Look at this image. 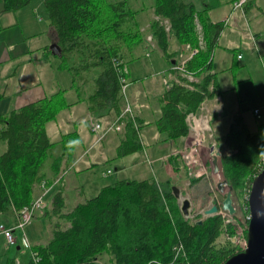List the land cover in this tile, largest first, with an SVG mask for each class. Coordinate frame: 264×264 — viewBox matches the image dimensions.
<instances>
[{
	"label": "trees",
	"instance_id": "16d2710c",
	"mask_svg": "<svg viewBox=\"0 0 264 264\" xmlns=\"http://www.w3.org/2000/svg\"><path fill=\"white\" fill-rule=\"evenodd\" d=\"M43 1L61 48V54L55 55L61 60L59 68L70 72L73 86L79 91L88 79L85 73L97 71L96 89L89 96L90 109L102 115L100 107L108 102L119 115L123 94L119 68L125 64L123 52L143 39L130 0ZM29 2L3 0V9H18ZM153 7L159 16L151 22L153 40L171 61L174 55L168 52L170 36L183 45L198 46L196 18L205 40V47L185 66L199 80L189 82L173 69L180 81L173 79L159 98L158 130L175 138L190 132L188 114L196 112L206 98L216 95L212 51L221 25L211 22L207 8L197 10L192 2L153 0ZM163 19L169 20V30L161 22ZM114 57L123 62L115 66ZM212 83L215 88L210 89ZM61 91L0 113V142L6 145L0 153V213L30 204L37 182L45 181L50 187L64 170L63 165L74 162L80 140L77 130L65 132L60 140L52 141L46 128L49 121L71 104L63 95L64 90ZM137 120L141 129L142 123ZM125 125V137L117 146L119 157L144 148L133 122L128 119ZM217 144L223 175L242 197L261 169L264 125L260 131H250L237 114L222 142ZM169 161L176 172L186 167L179 152L170 155ZM47 167L51 176L44 171ZM59 180V190L53 196L57 210H61L64 202L63 176ZM174 184L170 179L121 178L103 186L97 195L62 214L69 225L55 228L45 244L32 245L31 250L37 251L39 258L34 261L31 256L26 264H102L99 256L103 253L111 264L171 262L174 247L181 245L186 256H181L176 264H223L237 252L229 240H221L234 234V224L226 222L221 213L196 222L186 218L173 193ZM6 264L18 263L15 257H8Z\"/></svg>",
	"mask_w": 264,
	"mask_h": 264
},
{
	"label": "crops",
	"instance_id": "0c3cea01",
	"mask_svg": "<svg viewBox=\"0 0 264 264\" xmlns=\"http://www.w3.org/2000/svg\"><path fill=\"white\" fill-rule=\"evenodd\" d=\"M184 1L192 2L197 10L207 8L211 22L221 25L212 51L211 72L215 75L216 95L203 101V104L208 107V111L205 112H209L210 116L206 119L207 121L202 120L199 117L202 114L200 106L196 112H191L197 114L198 122L202 120L201 123L207 125L205 131L198 130V126H195L196 129L190 126V132L187 135L170 138L167 137L165 132L158 130L156 122L161 116L159 98L168 86L164 79L171 73V67L177 62L184 45L175 37H169L168 52L174 55L172 61L171 58L164 55L154 40L153 50L148 55L144 54L146 50L142 42L147 34H152L151 22L154 19H159L153 7V0H130V7L136 10L134 21L137 23L143 39L133 49L125 48L123 52V59L129 73L126 76L134 85L131 91V104L137 119L142 123L141 142L144 144L142 150L147 156L149 145L153 143L164 144L167 149L169 146H174L171 151H166L163 155L158 154L154 159L163 168V176L165 174L166 176L161 178L155 174L154 177L148 176L146 178L156 179L157 181L170 179L179 188L180 193H182V186L179 185L180 181L186 180L187 174L195 173V177L199 181L202 179L201 176L207 173L208 168L211 169L212 167L215 171L214 158L213 161L205 162L203 167L198 164L190 165V162L186 160L185 149L190 143L191 135L193 134L195 139L201 137L205 145L217 144L221 138L223 140L229 131L234 115L237 112H242L240 110L236 111V109L228 110V104L231 101L227 98V95L232 93H227L225 96L224 89L228 91L236 90L237 92L245 82L247 83L253 78L256 61H262L264 58V0H248L243 7H236L234 5L236 0ZM0 35L2 36V41H0V113L8 112L13 108H20L27 103L61 90H64L63 95L66 97L67 102L71 103L58 114L55 120H51L46 124L48 135L52 141L60 140L63 133L73 130H77L80 136V140L76 145L74 162L69 166L63 165L64 170L61 171V176L65 173L66 178L65 187L63 188L64 202L62 206H64L67 203L65 191L70 188L74 180V174L73 176L69 175L71 169L75 166L77 170H91L100 162L110 161L111 158L116 157L117 146L125 137L126 125L121 131L107 130L109 124H112L118 118L114 108L108 102L100 107L102 115L92 113L89 96L96 89L97 71H92L89 75L84 72L88 79L83 81V91H79L73 86L70 72L67 69L59 68L61 60L55 55L60 54H54L51 47L57 44L56 34L43 0H30L25 6L8 11L3 9V0H0ZM156 50H158V53H156ZM239 55L241 56L239 57ZM142 57H144V62L138 60ZM135 58L136 60L131 62L133 66L130 68V60ZM236 63L241 66L234 74L233 69ZM153 74L161 79V83L154 80ZM172 80L170 79V82ZM213 88L215 87L212 83L210 89ZM123 95L124 92L120 100L121 108H123V104L128 103L124 100ZM218 97H220L219 100H217ZM256 109L259 110V114L255 112ZM253 112L257 117L261 116L259 107H255ZM225 113H227L225 117H222V114ZM231 115L232 118L228 121ZM244 115L242 112L241 116L244 117ZM219 116L221 118L217 119L219 120L218 124L212 127L211 122ZM90 119L91 121H100L103 124L101 129L103 139L98 144H95L96 138L90 130ZM5 148V143L1 141L0 153ZM166 148L161 146L159 150L164 151ZM176 152L182 155L186 164L185 169L181 172H176L169 161V156ZM137 153L138 151L124 157L134 156ZM137 160L138 158L132 160V162H135L134 165L142 163V161L137 162ZM200 169L201 171L197 172ZM219 170H222L220 164ZM44 171L51 176L49 167L45 168ZM67 176L69 177L67 178ZM40 182L34 185V197L44 192ZM102 187H95V195L99 193ZM58 190L59 182L55 181L46 189L45 196L51 192L56 193ZM53 196L50 198L48 207L43 212L38 213L24 231L18 228L15 229L14 233L17 239L15 244L9 245L4 234L0 231V264H6L8 257H15L18 264L28 263L32 256V245L45 244L52 236L56 224H61L63 219L66 220L62 214L70 211L78 204L69 210L66 209V211L58 209L59 213L56 214L58 210L54 206ZM89 198L91 197H86L85 200ZM42 216L48 220V222L44 221V226L40 224ZM1 222L8 227L13 226L16 222L15 210L11 208L0 213ZM64 224L67 227L69 222L65 221ZM45 229L49 233L47 237L43 235ZM23 234H26L30 242L29 247L25 246L22 241Z\"/></svg>",
	"mask_w": 264,
	"mask_h": 264
},
{
	"label": "rangeland",
	"instance_id": "374dc122",
	"mask_svg": "<svg viewBox=\"0 0 264 264\" xmlns=\"http://www.w3.org/2000/svg\"><path fill=\"white\" fill-rule=\"evenodd\" d=\"M0 41H2L1 35H0ZM156 53H158V50H156ZM134 60H136V58L133 60H130V63H129L130 68L133 66L131 62H133ZM138 60H141L142 62L145 61L144 57ZM240 64L242 63L240 62ZM240 64L239 63L235 64V68L233 69L234 74L236 73V70L240 68L241 66ZM254 69H255V72H254L253 78H251L250 81H248L247 83L245 82L244 85H242V87L238 89L237 91L238 93L236 92V90L228 91L227 89H224V94L226 96L227 93H232V94L227 95V98L231 101V103L228 104V110L236 109V111L238 110L242 111L245 114L244 117L242 118L245 124L249 127V130L253 132H257V131H260V129L264 125V58L262 59V61L261 60L256 61ZM153 77L156 82L159 83L161 81V79H159V77H157L156 74H153ZM131 84H132L131 81L127 79V85L124 89V95H123L124 100H126V102L128 103L130 102L129 104H131V100H130L131 91L134 87V85L133 84L131 85ZM82 91H83V88H82ZM126 104H123V108L125 107ZM231 105H232V108H231ZM255 107H259L260 115H261L260 117H257L256 114L253 112ZM242 112H237L236 114L242 115ZM226 114L227 113L222 114V117H225ZM236 114L234 115V117L236 116ZM218 118H221V116L215 118L211 122L212 127L218 124L219 122V120H217ZM231 118H232V115L229 116L228 121ZM89 121H90L89 126L91 127L92 121L91 119ZM92 133L94 135V138H96L97 137L96 132H92ZM194 137L195 136H193L192 134L189 140L190 143L185 149V154H187L186 160L190 162V165L198 164L200 165V167H203V164L205 162L213 161V158L218 154V151H220V148L218 144H214V143L205 145L204 140H202L201 137L198 138L199 139V144H198ZM100 141L96 142L95 140V144L100 143ZM218 141L221 142L222 138L219 139ZM161 146L164 148L167 147V146L165 147L164 144L161 145V144H156V143L149 145L147 156L145 155V152L143 150H139L137 155L129 156V157H124V156L119 157L116 154V157L111 158L110 161H102L99 164L95 165L91 170H85V171L84 169L77 170V167L74 166V168L71 169V173L69 174L70 176H73L74 174V180L72 181V185L70 186V188L65 191V199L67 200V203L64 206H62L61 210L62 211H66V209L69 210L71 207H73L77 203L85 201L86 197H93L95 195L94 189L96 186L97 188H100L103 185L112 183L122 177H127L130 179H142L148 176L154 177L155 174H157V176L164 178L166 174L165 176H163L164 174L162 172L163 168L158 163V161H155L154 159L156 155L158 154L163 155L164 152L171 151L174 146L173 145L169 146L168 149L166 148V150L160 151L159 148ZM194 147L195 149H193ZM223 148L224 147L222 146V149ZM217 156H218L219 164L221 165L220 155H217ZM136 158H138L137 162L142 161V163H138L134 165L135 162H132V160L134 161ZM123 162H125V164H123ZM107 169H111V173H107L106 172ZM201 169L197 170V172L201 171ZM195 176H196L195 173L191 172V175L187 174L186 180L180 181L179 185L180 187L182 186V193H180V197L178 198L180 207L182 204V200L184 198L187 197L191 200L190 215L186 218H189L193 222H196L198 220L200 221L206 218L207 216H209L208 214H205L203 210L209 208L213 204H218L219 210H221L222 200L225 197V193L229 190V184L225 186L224 191H221L218 188V183L225 179L222 170L215 172L213 171L212 167L211 169L208 168L207 173L201 176L202 178L201 180L194 181L195 183L194 182L192 183V180H196ZM68 177L69 176H67V178ZM65 180L66 178H65V173H64L63 175L64 187H65ZM47 188L48 187H46V189ZM248 191H249L248 189L243 191L242 193L243 196L240 197V194L238 195L237 192H234L233 190L234 205L237 209V212L231 215L229 214L228 211H224V215H223L226 221H227V218L231 216L237 218L238 219L237 222H240V224L235 223L234 230L236 232V228L238 226H240L241 228H244L245 236L247 234V227H248V221H246V217L247 215H249L248 207L246 206V198L248 195ZM53 194L55 193L51 192V193L46 194L45 199L47 201H50V198L53 196ZM58 213H59V210L56 212V214ZM218 213H220V211ZM218 213L216 212L213 214H218ZM44 221L48 222V220L44 219V216H42L40 220L41 226H44ZM65 221L68 223L67 220ZM65 221L64 219L61 220V224H56L55 228L63 229L66 225L64 224ZM45 226H46V223H45ZM48 234L49 233L45 229L43 235L47 237ZM226 239L229 240L230 243L236 247V251L238 252V246L234 244L232 239H229L228 237L226 238V236L225 237L223 236L221 240L224 241ZM233 239L235 240L234 236H233ZM99 258H100V261H102V264H109L107 254L103 253L102 255L99 256Z\"/></svg>",
	"mask_w": 264,
	"mask_h": 264
},
{
	"label": "built area",
	"instance_id": "2783aa9c",
	"mask_svg": "<svg viewBox=\"0 0 264 264\" xmlns=\"http://www.w3.org/2000/svg\"><path fill=\"white\" fill-rule=\"evenodd\" d=\"M248 0H236L234 5L236 7H243V5L247 2ZM196 29H197V32H198V38H199V43H198V46H192L190 44H186L183 46V48L181 49L180 51V55H179V58L177 60V62L171 67L172 70L170 71L171 73L168 75V77H166L164 80H165V83L166 84H169L170 82V79H174L176 81H180V78L173 72V69L176 70L177 72L180 73V75L182 77H186L188 79L189 82H193V81H198V77L195 76V74H193L192 72L186 70L185 66H186V63L201 49V48H204L205 47V40L203 38V30H202V25L200 24V22L198 21V19L196 18ZM162 23L166 26V29L169 30L170 28V23H169V20H163ZM143 46L145 47V52L144 54L148 55L150 53V51L152 50L153 48V36L152 34H147V36L144 38L143 42H142ZM241 55H239L240 57ZM113 62L115 64V66H117L118 64H120L121 62H123V60H121L119 57H114L113 58ZM119 71L122 72L121 74V80L123 82V92H124V89L127 85V74H128V68L126 66V64H123V66H120L119 68ZM187 86L193 88V85L191 83H186ZM220 97L217 98V100H219ZM201 107V116H199L202 120H205L207 121L206 119L210 116V113L209 112H205L206 110L208 111V107L206 106V104H203V102L201 103L200 105ZM255 112L257 114H259V110L256 109ZM209 113V115H208ZM188 118V121H189V125L192 126L194 129L195 126H198V120H197V114L195 113H190L188 114L187 116ZM130 119L133 124H134V127L136 128V130L139 132L140 134V137H141V129H140V125L138 123V120H137V117H136V114L134 112V109L132 107L131 104L127 103L125 105L124 108H122L120 114L118 115V118L115 122H113L112 124H109L107 130H115V131H121L125 124H126V121ZM103 128V124L100 122V121H92L91 122V131L92 132H96L97 134V137H96V142L102 140L103 138V134L101 132V129ZM142 141V140H141ZM197 143L199 144V139H196ZM264 167V154L262 156V164H261V169ZM259 170V171H260ZM107 172H111V169H108ZM258 173V172H257ZM256 173V174H257ZM255 174V175H256ZM59 177H57L55 179V181H59ZM41 187L43 188L44 192L39 194L38 196L34 197L33 200L30 202V204L22 207L21 209L19 210H15L16 212V222L13 226H6L4 223H0V231L1 233L4 234L6 240H7V243L9 245H12V244H15L17 242V239H16V235L14 233L15 229H20L21 231H24L25 230V227L37 216L38 213L40 212H43L47 207H48V203L49 201H47L45 199V191H46V182L45 181H42L41 182ZM220 213H222V215H224V211H227V210H219ZM230 214V213H229ZM232 215V214H231ZM249 219V215H247L246 217V221H248ZM237 218L231 216V217H228L227 218V221L226 222H232L234 225L235 223L237 224H240V222H237ZM236 228V226H235ZM233 236L235 237V240L233 239ZM229 239H232V241L234 242L235 245L238 246V252L245 249L246 246H247V234L246 236L244 235V228H241L240 226H238L236 228V232H234L233 235L231 236H228ZM23 241L25 243L26 246H29V242H28V238L26 236V234H23ZM174 258L171 262H164V261H160V260H152L150 261L149 263L147 264H176L178 259L181 257V256H186L185 255V251L182 247V245L179 247V246H175L174 247ZM32 256L34 258V261H37L38 260V253L37 251L33 250L32 249ZM102 263V262H101Z\"/></svg>",
	"mask_w": 264,
	"mask_h": 264
},
{
	"label": "water",
	"instance_id": "95a60500",
	"mask_svg": "<svg viewBox=\"0 0 264 264\" xmlns=\"http://www.w3.org/2000/svg\"><path fill=\"white\" fill-rule=\"evenodd\" d=\"M51 47L54 54H61L58 44H54ZM220 154L221 152L218 151L217 155ZM217 155L214 157L215 171L219 170ZM227 184V180L224 179L218 183V188L224 191ZM172 190L174 195L179 198V188L174 185ZM247 202L249 211L247 246L245 249L230 256L223 264H264V167L252 180L247 195ZM180 208L182 214L188 217L190 215L191 200L187 197L184 198ZM221 208L227 210L230 214H235L237 212L234 205L232 186H229V190L225 193ZM216 212H219L218 204H213L204 210V213L208 215H212Z\"/></svg>",
	"mask_w": 264,
	"mask_h": 264
},
{
	"label": "bare ground",
	"instance_id": "6f19581e",
	"mask_svg": "<svg viewBox=\"0 0 264 264\" xmlns=\"http://www.w3.org/2000/svg\"><path fill=\"white\" fill-rule=\"evenodd\" d=\"M201 121H202V120H201ZM201 121L198 122V130H200V131H201V130L204 131V130L207 128V125H206V124L204 125L203 123H201ZM25 228H26V227H25ZM22 241H23V238H22ZM28 242H29V241H28ZM23 243H24V241H23ZM29 243H30V242H29ZM24 245H25V243H24ZM25 246H26V245H25ZM29 246H30V244H29ZM29 246H28V247H29Z\"/></svg>",
	"mask_w": 264,
	"mask_h": 264
}]
</instances>
